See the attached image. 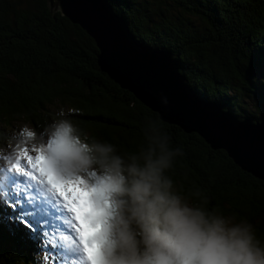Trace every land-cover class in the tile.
I'll return each mask as SVG.
<instances>
[{"label":"trees","instance_id":"obj_1","mask_svg":"<svg viewBox=\"0 0 264 264\" xmlns=\"http://www.w3.org/2000/svg\"><path fill=\"white\" fill-rule=\"evenodd\" d=\"M109 3L138 42L177 57L201 99L239 120H264V0ZM98 53L95 42L60 13L52 15L45 0H0V264H70L63 243L48 246L44 209L28 202L38 197L25 188L27 178L12 176L1 162L15 145L8 133L14 123L40 134L63 109L89 137L131 154L146 147L145 121L160 120L101 72ZM162 127L170 147L184 152L169 172L182 194L206 209L246 218L264 241V182L199 136ZM196 190L200 196H191Z\"/></svg>","mask_w":264,"mask_h":264},{"label":"clouds","instance_id":"obj_2","mask_svg":"<svg viewBox=\"0 0 264 264\" xmlns=\"http://www.w3.org/2000/svg\"><path fill=\"white\" fill-rule=\"evenodd\" d=\"M57 116L40 134L25 125L4 163L27 149L41 157L49 179L88 181L100 226L81 250L85 264H264L252 223L193 203L177 188L169 172L184 152L170 147L162 121H145L146 147L130 154L89 137L63 109Z\"/></svg>","mask_w":264,"mask_h":264},{"label":"water","instance_id":"obj_3","mask_svg":"<svg viewBox=\"0 0 264 264\" xmlns=\"http://www.w3.org/2000/svg\"><path fill=\"white\" fill-rule=\"evenodd\" d=\"M45 1L52 15L60 13L95 42L98 67L120 89L163 123L199 136L212 151L225 152L242 172L264 182V120H239L201 99L181 74L177 57L138 42L109 0ZM101 19L103 30L97 26ZM162 98L167 99L166 106Z\"/></svg>","mask_w":264,"mask_h":264},{"label":"snow or ice","instance_id":"obj_4","mask_svg":"<svg viewBox=\"0 0 264 264\" xmlns=\"http://www.w3.org/2000/svg\"><path fill=\"white\" fill-rule=\"evenodd\" d=\"M97 26L103 30L104 20L98 21ZM31 135V133H30ZM243 150V144L237 145ZM25 161L27 163H25ZM8 171L14 173L18 177L27 178L28 181L38 183L47 189V195L43 203L45 205H52L53 199H55L56 205L61 206V209L70 214L71 228L76 233V239L79 241L80 249L83 250L87 242V238L91 237L100 226V221L95 219V214L92 210V205L89 200L90 185L84 178L68 179L60 178L58 180L49 179L41 165V157L39 155L30 154L29 150L25 149V155L17 159L13 164L8 167ZM94 173H89V176H94ZM30 187L29 184L25 185V188ZM28 202L35 205L34 200L29 197ZM21 200H17L16 204H12L15 208L17 204H20ZM60 210V209H58ZM36 212H39L38 208H35ZM44 214L48 215L47 220L41 221V227L45 229V236L49 243L48 246L56 247V239L66 240L67 236L63 235L60 231V224L58 221L60 216H52L47 212V208H44ZM21 223L31 228L26 220H21ZM52 237L49 240V237Z\"/></svg>","mask_w":264,"mask_h":264},{"label":"rangeland","instance_id":"obj_5","mask_svg":"<svg viewBox=\"0 0 264 264\" xmlns=\"http://www.w3.org/2000/svg\"><path fill=\"white\" fill-rule=\"evenodd\" d=\"M264 49V46H263ZM261 67L264 69V62L261 63ZM27 125L24 123H14V125L12 126V128H10L8 130V133L11 135V138L15 135L21 132L22 128ZM28 127L32 128L31 126L27 125ZM33 129V128H32ZM35 130V129H34ZM37 132V131H36ZM16 143L15 145H11L10 149L8 152H6V156L8 155L9 152H11L13 149H16ZM30 154L32 155H36V153H33L29 150ZM4 158L5 156L1 159V162L6 165L4 163ZM25 163H27L25 161ZM8 170V167H7ZM10 174L12 176H16L14 173ZM18 177V176H17ZM29 184L31 185L32 188H30L31 190H34L35 192L38 193V195L41 197L42 202L45 199V196L47 195V189H45L43 186L39 185L36 182L33 181H29ZM39 198V197H38ZM41 202V203H42ZM44 204V203H43ZM55 199H53L52 201V205H55ZM45 205V204H44ZM52 205H46L48 206L47 208L50 209L47 212L50 213L52 216H60L61 219L58 221V223L60 224V231L63 235L67 236L66 240H61L59 238L56 239L55 243H64L65 248L64 250H66L67 253V257L65 258L70 264H85V261L83 259V253L80 249V245H79V241L78 239H76V233L74 232V230L71 228L70 223L68 222L70 220V214H68L66 211L61 209V206L56 205L55 207H53ZM39 206V204H38ZM60 209V210H58ZM42 218H45L46 220L49 218L48 215H45L44 212L42 214ZM52 238V237H51ZM49 240H51L49 238ZM59 248V247H58ZM37 264H43V262H39Z\"/></svg>","mask_w":264,"mask_h":264}]
</instances>
